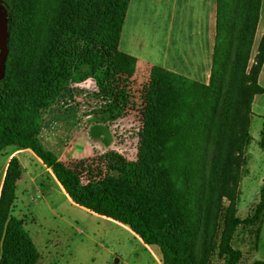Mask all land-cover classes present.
I'll list each match as a JSON object with an SVG mask.
<instances>
[{"label": "rangeland", "instance_id": "obj_1", "mask_svg": "<svg viewBox=\"0 0 264 264\" xmlns=\"http://www.w3.org/2000/svg\"><path fill=\"white\" fill-rule=\"evenodd\" d=\"M60 1L17 0L13 8L8 80L0 110V127L14 124L35 131L49 152L55 150L50 149L53 145L64 150L71 144L72 148H67L63 158L58 156V159L79 174L81 187L105 180L119 185L138 173L143 107L151 70L147 71L141 65L136 71V66H127L113 50H109L105 63L94 70L89 61L90 53L95 49L93 43L60 28L53 47L48 48L45 62L41 64L52 83L43 84L46 79L39 72L41 69L33 73V65L53 40V23ZM5 9L8 11L6 6ZM133 19L130 14L120 49L125 48ZM263 24L255 45L264 34ZM254 56L252 52L250 64ZM259 81L264 86V72ZM177 83L171 80L169 85L182 86ZM204 99L206 97L201 95L198 101ZM253 107L255 112L250 115L247 131L250 138L244 146L236 188H232L234 179H229L228 187L222 188L223 174L220 171L219 175L214 173L215 161L207 153L208 143L204 144L206 154L205 149L199 152L197 141H203L197 137L200 127L197 116L191 121L193 135L185 143L191 150L186 153L184 148L176 153V141L171 135L172 148L168 147L164 151L166 154L159 152L154 164L155 176H158L155 180L165 182L166 189L181 209L192 211V226L199 235L197 239L202 231L209 233L212 247L207 264L227 263L228 256L220 252V243L230 216L252 217L260 200L264 186V93L256 96ZM11 149L13 146H8L0 152V195ZM22 158L27 164L26 169L40 175L38 179L44 182L37 183L40 188L28 186L21 176L12 209L13 214L23 220L24 227L44 256L43 263L157 264L127 228L71 202L45 171V166L28 153L22 154ZM40 190L41 194L38 193ZM171 208L176 206L171 205ZM182 227L183 224L178 228ZM188 234L190 230L187 229L178 232L184 243ZM232 245L242 252L238 264L264 260V212L257 222L237 226ZM154 248L159 251L157 246Z\"/></svg>", "mask_w": 264, "mask_h": 264}, {"label": "trees", "instance_id": "obj_2", "mask_svg": "<svg viewBox=\"0 0 264 264\" xmlns=\"http://www.w3.org/2000/svg\"><path fill=\"white\" fill-rule=\"evenodd\" d=\"M0 2L10 13L6 71L0 81L1 110L8 80L13 8L17 0ZM128 2L129 0H61L53 23V40L37 59L36 65H33V73H38L41 69L39 72L46 79L42 83H52L42 65L47 56L46 51L53 47L55 34L60 28L79 34L93 43L95 49L91 51L89 61L94 70L105 63L109 50H113L114 55L127 66L133 65L135 68L136 58L119 49ZM261 2L262 0H217L216 41L208 84L158 65L151 68L150 82L145 92L138 173L136 172L135 177L124 179L119 185L105 180L81 187L79 174L46 150L35 131L14 124L0 127V152L9 145L32 149L52 169L74 202L129 225L147 244L159 246L163 264H207L212 247L209 233L207 230L202 231L200 239H197L196 236L199 235L192 226V211L181 209L166 189L165 182L155 180L158 176H155L154 164L159 152L166 154L164 151L170 146L172 148L169 142L171 135L176 141L175 146L173 145L176 153L184 148L186 153L188 149L191 150V146L185 143L193 135L191 121L197 116L200 126L197 137L203 141H197L199 152L207 148L205 145L208 143L210 149L207 153L215 161L214 173L219 175L220 171L223 174L222 188L228 187L229 179H234L232 188L237 187L238 172L245 154L244 146L246 139L250 138L247 131L252 103L257 94L264 92V87L259 83V74L264 64V35L253 63L250 64ZM106 48L108 51L105 52ZM171 80L182 86L172 87L169 85ZM164 85H167V89ZM201 95L206 100L199 102ZM262 147L264 148L263 143ZM204 151L206 154V149ZM168 152L169 150L167 154ZM22 171L18 158L13 157L7 166L0 195V264H36L41 257L23 220L13 214L16 183L21 178ZM174 201L176 205L172 203ZM171 205L176 208L172 210ZM263 212L264 186L252 217L231 215L228 220L220 243V252L228 256L226 264H238L242 256L241 250L232 245L237 226L257 222ZM182 224L183 227L178 228ZM185 229L190 230V234L184 243L178 232ZM251 264H264V260H254Z\"/></svg>", "mask_w": 264, "mask_h": 264}, {"label": "crops", "instance_id": "obj_3", "mask_svg": "<svg viewBox=\"0 0 264 264\" xmlns=\"http://www.w3.org/2000/svg\"><path fill=\"white\" fill-rule=\"evenodd\" d=\"M130 14L134 18L131 21V31L125 48L120 49L124 28ZM216 23L217 0H129L120 34L119 49L136 58V71L141 65L147 71H150L154 65H158L192 80L208 84L211 78L213 64V53L216 41ZM263 23L264 0L261 2L260 18L252 46V52H254V54H256V50L261 41L260 39L259 43L255 45V40L260 31V25ZM263 35L264 34H262V37ZM263 72L264 64L260 74ZM256 96L254 97L253 103ZM253 103L252 112L254 113ZM9 146H13V149H11L7 155L5 168H7L9 161L13 157L18 158L24 169L21 176L24 178L25 184L28 183V186L35 185L37 188H40L37 183L42 184L44 181L38 179L40 175L33 174V171H28L26 169L27 164L22 158V154L28 153L42 166H45V171L56 182L60 191L68 200L74 202L56 178L52 169L47 167L32 149L19 148L15 145ZM51 148L55 150H52ZM64 148V150H61L55 145L50 147L51 153L57 158L59 156L61 159L63 158V153L66 152L67 148H72V145L68 144ZM21 180L22 178L16 183V199L19 192V182ZM30 182L31 184H29ZM38 193L41 194V190L38 191ZM16 199L14 202H16ZM100 215L111 218L113 221L118 222L127 228L134 235L135 239L142 244L144 249L151 254L157 264H163V256L159 246L147 244L131 229L129 225L124 224L113 217L104 214ZM154 246L159 248L158 252L155 250ZM43 260L44 256L41 254V257L36 264H46L43 263Z\"/></svg>", "mask_w": 264, "mask_h": 264}, {"label": "water", "instance_id": "obj_4", "mask_svg": "<svg viewBox=\"0 0 264 264\" xmlns=\"http://www.w3.org/2000/svg\"><path fill=\"white\" fill-rule=\"evenodd\" d=\"M10 16L3 3L0 2V81L5 76L8 56Z\"/></svg>", "mask_w": 264, "mask_h": 264}]
</instances>
